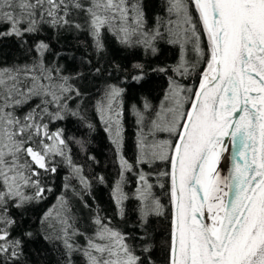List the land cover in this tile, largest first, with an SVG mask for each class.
I'll list each match as a JSON object with an SVG mask.
<instances>
[{"label":"snow or ice","instance_id":"1","mask_svg":"<svg viewBox=\"0 0 264 264\" xmlns=\"http://www.w3.org/2000/svg\"><path fill=\"white\" fill-rule=\"evenodd\" d=\"M158 6L149 17L147 0H0V52L14 41L23 57L0 61V264H27L25 245L37 236L60 249L61 264H157L158 246L164 264H264V0ZM80 34L90 38L95 63L81 58L72 71L52 43ZM106 36L121 50L151 56L161 42L178 48L174 65L128 66L138 84L149 71L167 80L158 105L145 98L132 106L133 159L125 154L126 88L106 83L93 105L118 168L109 191L115 214L126 220L134 200L133 231L89 204L86 197L95 201L93 188L106 186V178L73 160L70 144L87 151V142L59 126L74 118L93 129L85 81L127 71L114 62L112 71L105 67L112 58ZM197 73L195 90L182 83ZM62 166L68 174L60 194L33 220ZM70 196L89 210L90 227L78 226ZM157 220L168 232L159 245Z\"/></svg>","mask_w":264,"mask_h":264},{"label":"trees","instance_id":"2","mask_svg":"<svg viewBox=\"0 0 264 264\" xmlns=\"http://www.w3.org/2000/svg\"><path fill=\"white\" fill-rule=\"evenodd\" d=\"M149 17L153 12H159L158 6L159 0H147ZM43 36H52L51 31H45ZM106 44L109 52L112 54V58L109 60L105 67L112 71L111 64L118 63L122 65L127 71H112L111 76L105 75L102 78H96L85 81L87 85V99L84 107L87 109V120L94 125L93 129H89L86 125L74 118H69L64 122H59V126L65 129V134L68 137H75L77 140L86 141L87 151H82L80 145L73 142L70 144L71 154L73 160L78 164L84 165L86 173L102 174L105 176L107 185H95L92 195L95 197V201L86 197L89 204L95 209L97 206L101 210L103 216L112 218V222L115 226L123 229L124 231H133L136 221L135 214V201L130 200L126 204L127 218L126 220H120L115 214V205L109 195L110 188L113 182L118 178V168L115 164L112 145L109 142L108 134L104 131V125L100 121L98 115L93 110L95 101L102 95L103 89L106 83L118 84L121 87L126 88L124 96V116L123 124L125 128V154L131 160L135 154V133H136V118L132 112V106H141L143 99L147 98L153 105H158L161 101L164 89L167 86V80L163 75L152 73L149 71L148 76L141 83H136L130 79L132 75L131 69L128 67L130 63L140 62L144 63L147 68L155 66H163L165 64L174 65L178 58V48L170 46L164 42H161L160 53L158 56H151L144 52L143 49L134 48L128 50H121L115 43L114 39L110 36H106ZM54 51H61L63 55L61 57V63L65 64L70 70L75 71L80 68V59L87 58L93 59L95 63L94 52L91 47L90 38L87 34H80L79 36H67L61 39L59 42L53 40L52 43ZM53 57L50 56L49 59ZM23 57L20 51L17 49L14 41H7L3 45L2 52H0V61L11 64L13 62L21 61ZM104 64V61H101ZM200 69H203V65H200ZM81 70L87 71L86 68ZM199 74L188 77L182 80V83L186 86L193 87L198 84ZM89 156H95L99 161V164H93L88 160ZM68 174L66 167H60L55 177L51 178L49 183L54 188L48 199L39 205L32 213L33 220L46 211L50 206L55 203V198L60 194L62 190L63 177ZM130 182L126 186L125 191L131 193L135 187V179L130 177ZM73 205V212L80 217V223L78 226L90 227L89 217L90 212L88 209H83L78 199L71 197ZM35 227V225H34ZM153 227L155 228V238L157 244L167 239V222L157 220ZM83 242V241H81ZM153 258L156 259L157 264H164L165 255L162 247H157L153 253ZM25 259L27 264H61L62 255L60 249L52 243L46 242L41 236H37L32 241L25 245Z\"/></svg>","mask_w":264,"mask_h":264}]
</instances>
